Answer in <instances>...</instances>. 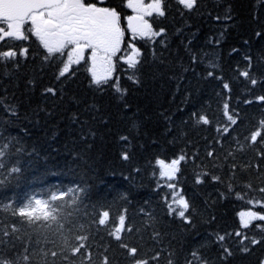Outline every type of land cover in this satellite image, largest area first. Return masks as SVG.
<instances>
[{"label": "trees", "instance_id": "obj_1", "mask_svg": "<svg viewBox=\"0 0 264 264\" xmlns=\"http://www.w3.org/2000/svg\"><path fill=\"white\" fill-rule=\"evenodd\" d=\"M164 9L154 25L164 34L135 42L142 54L139 83L118 62L98 88L86 60L58 80L57 58L67 62L65 52L43 61L46 50L30 32L24 41H0V51L28 49L18 68L0 64V150L6 153L0 229L12 233L15 245H0L3 257L23 254L27 245L28 264H80L79 254L65 252L63 233L70 244L89 247L85 264H100L104 256L108 264H132L135 257L121 243L149 264H186L193 251L203 264L263 263L264 221L243 228L239 213L264 215V101L257 99L264 96V0H197L192 10L168 0ZM245 69L255 85L240 75ZM201 115L208 124L197 123ZM255 132L261 135L253 143ZM173 160H179L174 178L161 177L157 162ZM53 192L64 198L52 201ZM173 193L188 201L189 223L169 215ZM33 197L55 206L57 220L17 215V205ZM104 211L109 219L99 225ZM120 216L118 241L112 233ZM219 235L226 237L223 247Z\"/></svg>", "mask_w": 264, "mask_h": 264}, {"label": "snow or ice", "instance_id": "obj_2", "mask_svg": "<svg viewBox=\"0 0 264 264\" xmlns=\"http://www.w3.org/2000/svg\"><path fill=\"white\" fill-rule=\"evenodd\" d=\"M164 0H151V3L145 5L144 0H127L126 7L131 9L134 15L128 16L127 27L133 34V37H139L141 39L148 38L152 40L154 37L162 36L164 30L160 29L156 31L153 29L151 23L145 19V17L152 16L156 14L160 17L165 15V9L163 7ZM177 3L181 5L184 9L192 10L196 4L197 0H177ZM217 20L220 17H216ZM30 23L31 27L25 29V25ZM6 25V28L3 26ZM27 32H31L42 45L43 49L46 50L47 55L42 57L43 61H52L55 54L60 53L61 56L64 54V49L70 48L67 54V62L59 60V63L63 64V67L58 70V75L56 79L64 77L69 72V67L72 64H79L81 60L84 59V53L86 50L91 49V68L88 71L92 76V83L98 88L102 84L107 83L111 78V73L113 70V57L121 52V45L123 43V38L125 36V30L121 27V15L115 8L110 7H99L94 2H86V0H0V41L5 38H11L14 41H24L27 39ZM259 35V33L257 34ZM163 43V41H161ZM218 43V42H217ZM132 49L131 54L126 57H122L124 62L128 65L129 69L134 71L130 74L129 79H132L134 83H139L137 78V65L141 63V52L139 49L135 48L131 44L128 45ZM235 51V50H234ZM19 57L27 58L28 49L20 48L17 50H4L0 51V64L5 68L11 63L12 67H19ZM195 59V58H194ZM246 60L249 62V68L251 67V57L246 56ZM215 67L214 64L211 65ZM213 73L210 71L208 73L211 76ZM241 76L249 79V82L255 85L258 81L250 76L249 70L245 69L240 73ZM33 81H29V84ZM227 83L224 84V88H228ZM117 92H123L119 85H115ZM47 93L52 95L56 94L54 88H47L45 90ZM260 101H264V96L258 97ZM252 101H246V103H251ZM225 115H227L228 120L232 124H236V119L233 115H229L227 112L228 105L225 104ZM9 112L14 111V109L9 108ZM208 124L209 120L201 115L197 123ZM225 132L228 131L227 127L224 129ZM260 132H255L251 135V141L255 143L257 137L260 136ZM122 139H127L123 137ZM4 146H0L2 148ZM5 151L0 150V158L5 156ZM211 156L212 153L210 152ZM264 155V154H262ZM125 160L128 159L127 154L123 156ZM184 156L180 157L183 160ZM160 165L162 171L160 172L161 177H167L169 180L174 178V174L178 171L177 165L179 160H173L170 165H165L163 161L157 162ZM5 165L3 160L0 159V169L4 168ZM13 173L19 171V169L13 167L11 168ZM214 179H219L215 177ZM203 181L197 178L196 183H202ZM169 188H175V185L169 184ZM74 191V190H69ZM264 191V189H261ZM178 193H173L172 200L175 204L168 205L169 215L175 213L180 218L184 219L185 223H189L190 220L186 217L185 213L189 210V203L183 197L179 196ZM239 195V194H237ZM64 193L53 192L51 194V200L55 201L58 199H63ZM50 202L47 199L31 198L27 201L17 205L18 212L16 213L20 217H26L29 221L32 219L39 220L41 217L47 220L49 217L52 221L57 220L56 207H49ZM179 209V211H177ZM34 213H39L35 215ZM241 224L243 228H247L251 221L261 220L264 221V215H260L257 212L249 211L242 212ZM109 219V212L104 211L102 218H99V225H105ZM125 223L124 216H120L119 224L120 227L115 228L114 235L116 240H120V233L123 230ZM15 230V226H13ZM71 231V229H69ZM159 234L157 233V236ZM236 236H242V233H234ZM4 236H8L9 239L5 241ZM12 233L0 229V245L5 243L15 246L12 240ZM60 238L64 244V250L66 253H71V255L79 254L82 259L80 264H85L83 257L91 259L89 254V247H86L85 243H78L72 245L69 243V239L60 233ZM78 241H87L88 237L86 235L77 234L74 237ZM225 235H219L217 237L218 241L221 242L223 247V241L225 240ZM247 237H243L240 241ZM260 241L253 239L251 243L256 244ZM38 243V242H37ZM121 247L128 248V253L130 256L135 257L132 260V264H149L148 260H143L137 257L138 249L135 247H128L121 243ZM84 250L83 252L81 250ZM244 250H247L246 248ZM226 254H230L229 249L224 248ZM31 255L29 247L25 245L23 254H17L14 257H3L0 255V264H28L29 256ZM52 256H57L56 251H51ZM192 259L186 260V264H203L199 254L195 251L191 253ZM67 259V256H65ZM153 260H159V253H156L152 257ZM55 264V262H53ZM69 264H74L73 261L69 260ZM100 264H108L107 256H104ZM168 264H172L169 260Z\"/></svg>", "mask_w": 264, "mask_h": 264}, {"label": "flooded vegetation", "instance_id": "obj_3", "mask_svg": "<svg viewBox=\"0 0 264 264\" xmlns=\"http://www.w3.org/2000/svg\"><path fill=\"white\" fill-rule=\"evenodd\" d=\"M86 2H94L99 7H110L115 8L121 15V27L125 30V36L123 38V43L131 39L130 30L127 27V17L132 15L131 9L126 7L127 0H86ZM151 2V0H150ZM26 28H30V23L25 25Z\"/></svg>", "mask_w": 264, "mask_h": 264}, {"label": "rangeland", "instance_id": "obj_4", "mask_svg": "<svg viewBox=\"0 0 264 264\" xmlns=\"http://www.w3.org/2000/svg\"><path fill=\"white\" fill-rule=\"evenodd\" d=\"M145 5H147V4H145ZM131 51H132V49H131ZM130 54H131V52L129 53V55H130ZM119 55H120V52H118L117 55H116L115 57H113V65H114V63H115L116 58H117ZM84 57H87V59L89 60V62H90V68H91V66H92V65H91V58H90V57H91V52H89V53H87V54L84 53ZM164 164H165V165H170L171 163H165V162H164ZM174 175H175V174H174ZM243 212L246 213V212H249V211H243ZM241 213H242V212H241ZM241 213H240V214H241ZM240 220H241V216H240Z\"/></svg>", "mask_w": 264, "mask_h": 264}]
</instances>
